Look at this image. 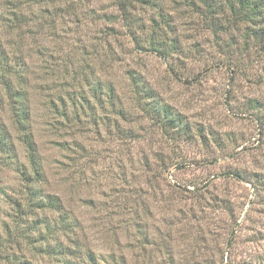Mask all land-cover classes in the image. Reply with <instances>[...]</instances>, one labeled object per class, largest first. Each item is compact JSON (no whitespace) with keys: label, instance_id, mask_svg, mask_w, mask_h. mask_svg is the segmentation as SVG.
Returning a JSON list of instances; mask_svg holds the SVG:
<instances>
[{"label":"rangeland","instance_id":"obj_1","mask_svg":"<svg viewBox=\"0 0 264 264\" xmlns=\"http://www.w3.org/2000/svg\"><path fill=\"white\" fill-rule=\"evenodd\" d=\"M246 12L236 0H0V64L30 102L39 186L62 203L47 216L66 224L52 236L15 222L13 202L27 203L15 164L29 168L0 90L14 148L0 153V264H264V5ZM162 103L185 132L156 121Z\"/></svg>","mask_w":264,"mask_h":264},{"label":"trees","instance_id":"obj_2","mask_svg":"<svg viewBox=\"0 0 264 264\" xmlns=\"http://www.w3.org/2000/svg\"><path fill=\"white\" fill-rule=\"evenodd\" d=\"M237 5H238V10L239 12L241 11H247L249 15L254 16L259 10V7L264 5L263 0H236ZM231 9L233 10L234 8L231 6ZM257 15V14H256ZM151 41V45H155L156 49L158 51H165L166 49L169 50H174L175 45L174 43H171L172 46L166 45V42L163 40H155L156 42ZM168 46V47H167ZM1 47V44H0ZM159 52V53H161ZM164 53V52H163ZM0 54H1V48H0ZM0 59H2V56L0 55ZM12 66L7 63V64H0V90L5 94L6 97L10 98L12 102H10L11 109H12V115H13V122L15 124L16 129L19 131L20 136H18V139L22 142L24 145L25 149V155L27 158L28 162V168L15 164L14 170L18 173L19 178L21 179L23 185H24V192L26 193V200L27 203L25 206L20 204L19 202H13L16 206L15 216L16 220L15 222L20 224V223H26L27 226L31 229H34L33 231H38V232H43L40 230V228L44 229L45 233H50L52 236L58 232L57 227L61 228V225H66L65 222H59L57 221L56 224L53 221H51L50 217L47 216V212L50 210L52 211H59L61 209V204L59 199L54 196L47 195L43 193L41 190L39 184L43 181V169L41 168L40 164V159L39 155L37 153V147L36 143L33 140L31 134L27 132V126L26 123L29 121V110H30V102H25V96H26V90L20 88L16 89L14 87V83L11 80V75L13 74ZM24 84V82H23ZM97 88H94V93L99 90L100 84L98 83ZM148 91V90H147ZM61 106L65 104V102H59ZM76 103L77 102H71ZM51 106L54 108L56 113H59L61 117L66 116V110H59V108L55 105V102H50ZM166 104H160L159 107L152 106L150 109L153 114L155 115L154 117L160 119V115L162 114L163 117L162 119H157L156 121L160 123L162 126H171L173 128H182L181 123H180V118L177 115H173L168 111V107H166ZM256 106H253V109H255ZM184 132L186 131V128H182ZM13 146L10 143V134L8 133L6 126L3 124H0V153L5 154L7 157L12 156ZM31 171V172H29ZM41 211L42 214L45 215H38L34 214L32 211ZM48 210V211H47ZM35 215V216H32ZM31 216L33 220L29 223H27V219ZM25 219V220H23ZM25 221V222H23ZM7 227V226H6ZM56 228V230H54ZM7 236L13 238V243L17 245V240L19 238H26L27 234H22L20 233V236L14 237L12 234V230L7 227ZM27 239V238H26ZM32 242H26V244H31ZM3 246L0 238V249ZM46 252L43 250H39V253L42 254H53L55 255L64 257L67 254L66 250L57 245L49 246L45 248ZM3 251L0 250V253ZM45 252V253H44ZM10 260L9 258H6ZM12 262L13 264H23L24 262H17L18 258L17 257H12ZM21 257H19L20 261ZM66 264H72L70 262L65 261Z\"/></svg>","mask_w":264,"mask_h":264}]
</instances>
